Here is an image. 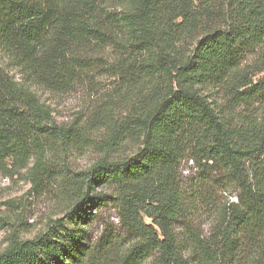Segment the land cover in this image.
I'll list each match as a JSON object with an SVG mask.
<instances>
[{"label": "trees", "instance_id": "obj_1", "mask_svg": "<svg viewBox=\"0 0 264 264\" xmlns=\"http://www.w3.org/2000/svg\"><path fill=\"white\" fill-rule=\"evenodd\" d=\"M107 48L112 62L91 63L92 52ZM0 52L22 78L0 69V166L35 160L41 170L46 143L70 131L31 87L66 92L96 67L159 93L140 120L136 154L81 174L67 219L13 242L0 264H189L174 224L233 188L238 202L221 243L192 245L198 263L221 264L242 237L264 235V124L233 121L239 107L264 99V75L255 80L264 74V0H0ZM186 158L197 169L188 195L179 178ZM102 188L112 194L96 193ZM111 203L135 240L121 253L108 235L87 240L94 209Z\"/></svg>", "mask_w": 264, "mask_h": 264}, {"label": "rangeland", "instance_id": "obj_2", "mask_svg": "<svg viewBox=\"0 0 264 264\" xmlns=\"http://www.w3.org/2000/svg\"><path fill=\"white\" fill-rule=\"evenodd\" d=\"M98 51L91 53V63H110L116 55L112 48ZM255 60V55L248 56L245 66L251 70ZM0 69L17 83H22L19 71L1 52ZM257 71L255 67L253 73ZM263 75H256L255 80ZM31 89L41 104L49 108L57 127L70 131L64 137L46 143L41 170H34L35 160L27 167H19L15 162L0 166V255L13 242L33 240L54 227L56 221L67 219V213L76 199V182L98 161H122L136 154L140 120L142 123L146 120L145 114L152 109L156 94H159L146 82L113 77L96 67L66 92L51 93L37 87ZM208 95L223 109L221 96L215 93ZM134 112L138 114V119L130 117ZM233 118L238 123L253 121L264 124V99L239 107ZM196 174L193 161L186 158L179 168L184 194L188 195ZM96 193L111 195L112 191L102 188ZM238 194L236 189H230L221 194L214 205L192 209L174 224V234L189 264H200L199 256H196L199 251L192 246L195 240L205 246L221 243L220 234L233 216L231 205L237 204ZM93 212L95 220L87 228L90 245L104 235L110 236L112 245L116 243L115 252L118 253L135 243L120 222L121 210L116 203ZM143 217L146 225L158 230L151 219ZM239 241L242 246L236 255L222 260L221 264L264 263V235L252 234Z\"/></svg>", "mask_w": 264, "mask_h": 264}]
</instances>
